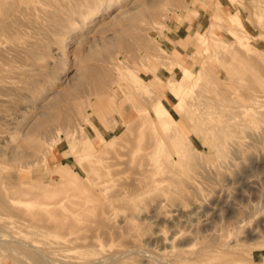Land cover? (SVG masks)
Here are the masks:
<instances>
[{
	"label": "rangeland",
	"instance_id": "1",
	"mask_svg": "<svg viewBox=\"0 0 264 264\" xmlns=\"http://www.w3.org/2000/svg\"><path fill=\"white\" fill-rule=\"evenodd\" d=\"M11 1L0 0V189L75 226L53 238L0 221V264L42 257L23 239L45 264H264V0ZM158 94L198 130L187 149L169 143L171 125L142 122ZM53 113L68 120L29 132ZM147 176L161 181L133 199ZM192 200L201 208L180 216Z\"/></svg>",
	"mask_w": 264,
	"mask_h": 264
},
{
	"label": "bare ground",
	"instance_id": "2",
	"mask_svg": "<svg viewBox=\"0 0 264 264\" xmlns=\"http://www.w3.org/2000/svg\"><path fill=\"white\" fill-rule=\"evenodd\" d=\"M16 1H25V0H12L11 2H16ZM51 1H55V2H57V0H51ZM50 1V2H51ZM62 2V1H61ZM53 3V2H52ZM63 5V4H62ZM64 5H65V3H64ZM63 5V6H64ZM260 6V5H259ZM1 12H4V9H5V6L3 5V6H1ZM13 9V8H12ZM61 10H63V9H61ZM28 13V12H27ZM30 14V13H29ZM33 14V13H32ZM55 15V14H54ZM50 16V15H49ZM49 18V17H48ZM51 19H53L52 17H51ZM57 23V22H56ZM59 24H61V25H63L64 24V21H60L59 20V22H58V25ZM6 26V25H5ZM4 26V27H5ZM15 27V26H14ZM17 30H18V28H17ZM12 31H13V29H12ZM8 32V31H7ZM14 32V31H13ZM35 36V35H34ZM33 36V37H34ZM36 38V37H35ZM35 42V41H37V40H32L31 41V43L32 42ZM42 42V41H41ZM31 43L29 44V45H31ZM37 43V42H36ZM39 43V42H38ZM44 44V43H43ZM18 45V44H17ZM38 45H40V44H38ZM34 46H35V44H34ZM33 46V47H34ZM40 46H42V45H40ZM21 48H23L22 47V45L20 46ZM43 47V46H42ZM41 47V48H42ZM36 48H37V44H36ZM40 48V47H39ZM1 49V48H0ZM25 49H26V47H25ZM27 49H28V47H27ZM248 49V48H247ZM20 50V49H19ZM32 50V49H31ZM228 50V49H227ZM28 51V50H27ZM229 51V50H228ZM40 52V51H39ZM38 53V52H37ZM194 53V52H193ZM230 53V52H229ZM0 54H3L4 55V53H0ZM27 54V53H26ZM35 54V53H34ZM2 56V55H1ZM199 56V55H198ZM239 56H241V55H239ZM5 57V56H4ZM30 57V56H29ZM233 57V56H232ZM32 60H35V59H33L32 58V56L30 57ZM236 58V57H235ZM239 58H241V57H239ZM244 59V58H243ZM0 60H2V59H0ZM197 60V59H196ZM236 60H237V58H236ZM241 60V59H240ZM3 61V60H2ZM32 63L34 62V61H31ZM3 63V62H2ZM243 63V62H242ZM226 64V63H225ZM233 64V63H232ZM248 64V63H247ZM256 64H260V63H256ZM261 65V64H260ZM261 66H263L264 67V65H261ZM233 67V66H232ZM231 67V68H232ZM242 68V67H244V66H239L238 65V67L237 68ZM251 68V67H250ZM245 69V68H244ZM238 70V69H237ZM242 70V69H241ZM235 71V70H234ZM244 71H246V70H244ZM1 72H2V70H1V68H0V81L2 80V74H1ZM237 72V71H236ZM239 72H240V70H239ZM189 74V73H188ZM238 74V73H237ZM240 74V73H239ZM190 75V74H189ZM188 75V76H189ZM244 75V74H243ZM241 76V75H240ZM239 76V77H240ZM188 78V77H187ZM189 79V78H188ZM206 80V79H205ZM186 81L188 82V80L186 79ZM202 81V80H201ZM203 82V81H202ZM186 83V82H185ZM102 84H103V81L102 80H100L99 82H98V86H102ZM208 85H210V84H208ZM207 86V85H206ZM168 87V86H167ZM212 87V86H211ZM209 88H210V86H209ZM189 89V88H188ZM207 89V88H206ZM214 89V88H213ZM213 89H212V91H213ZM75 90H80V86L79 85H77L76 86V88H75ZM69 91H65V92H62V93H60L58 96L60 97V99H52L50 102H49V104L52 106V107H55V106H57V104H58V102L60 101V100H65L66 99V95H68L69 93H68ZM213 93H216V92H213ZM63 95V96H62ZM161 95L160 94H158L157 95V98H156V105H152V107H154V113L153 114H151L150 112H149V110H146V112H144V119H143V123H145V120L147 119V115H148V117L152 120L153 119V121L155 122V123H157V125L159 126V127H161V126H164V125H171L172 126V129H166L165 130V132H164V135L167 137V139L169 140V143L172 145V147H174V148H176V150L177 149H181V150H185V149H187V147H188V143L189 142H195L194 140V137L196 136L197 137V135H198V130L193 126V125H190L189 126V130H190V132H186L178 123H177V121H176V116L178 115L177 114V111L176 110H174V109H172V108H170V107H165L163 104H162V102H161V97H160ZM169 97V96H168ZM150 102H152V101H150ZM170 103V102H169ZM179 105H178V107H179V109L181 110H184V108L180 105V103H178ZM70 106L71 107H76L77 105L74 103H71L70 104ZM156 106V107H155ZM181 110V111H182ZM246 111V110H245ZM244 111V112H245ZM241 113H243V112H241ZM161 114H163L164 116H162ZM247 114V113H246ZM243 116V115H242ZM179 117H181L182 119H184V115L183 114H180L179 115ZM235 118V117H234ZM62 121V122H66L67 120H68V118H67V116L65 115V114H63V115H60V114H57V113H53V114H49V115H47L43 120H41L40 122H37V123H33V125H31L30 127H29V132H32V131H37L38 133H41V132H43V133H46V132H44V131H46L45 129L47 128V123L48 122H53V121ZM249 120V119H248ZM147 122V121H146ZM256 122V121H255ZM258 122V121H257ZM143 123H140L139 125H141L142 126V124ZM188 124H190V123H188ZM253 126V125H252ZM255 126V125H254ZM114 129V128H113ZM162 129V128H161ZM256 129V128H255ZM123 131L121 130L118 134H115V137H118V136H120V135H122V134H125V132L124 133H122ZM0 136H3L2 134H0ZM162 136V135H161ZM101 137H105L104 136V134L103 135H101ZM146 138H147V136H146ZM165 140V139H164ZM145 142H147V139H146V141ZM130 144H133V143H131V141H130ZM145 144V143H144ZM143 144V146H145ZM169 146V145H168ZM36 148H40V146L39 145H37V147ZM106 147L105 146H103V148L101 149V150H103V149H105ZM128 149H130V148H128ZM200 150V149H199ZM45 151H47V148H44V149H42L41 151H39V152H42V153H44ZM104 151V150H103ZM33 152L32 151H26V152H24V153H20V152H18V151H12V154H8V157H7V159H8V161H16V160H19V159H21L22 157L24 158V160H25V158L26 157H28V156H30L31 154H32ZM122 153V152H121ZM128 153V152H127ZM128 155H130L129 153H128ZM43 157L42 158H44V154L42 155ZM47 156V155H46ZM130 157V156H129ZM35 160V159H34ZM127 162V161H126ZM2 167V166H1ZM1 168H0V173H1ZM9 174H11V172H9V171H7L6 172V174H5V177H8L9 176ZM147 178H149L148 180H143L141 183H139V184H136L133 188H131V190H130V193H129V195L133 198V199H139V198H143L144 196H145V192L147 191V190H150V189H152V188H155L156 186H157V183H159L160 181H161V178H155V177H148L147 176ZM1 183V182H0ZM130 184V183H129ZM134 184V183H133ZM125 188V187H124ZM16 189V188H15ZM43 191V190H42ZM128 191V190H127ZM193 194V193H192ZM42 198V197H41ZM44 198H46V197H44ZM22 200V197H21V195H20V193H13L12 195H9L8 197H5V193H3V190H1L0 189V213H2V212H7V217H0V221H2V222H4V223H7V224H9V223H13L14 221H19V222H22L23 224H25L26 226H28V227H30V228H33V229H35V230H38V231H40V232H42L44 235H47V236H52L53 238H56V236H62V235H64V233H65V231H67L66 233H72V232H74V226H75V224H73L72 222H65V221H63V220H57V221H53V220H49V219H47L44 215H43V213L42 212H38V211H40V210H37L36 209V214L35 213H32L30 210H29V208H28V210L26 211L25 209H23V208H17L16 206H13L12 205V202H14V201H16V202H19V201H21ZM169 200V199H168ZM190 205H191V207L192 208H184V207H178V208H176V211L178 212V214L180 215V216H187L189 213H192L193 211L194 212H196L198 209H200L201 208V204H199L198 202H196L195 200H192L191 202H190ZM175 210V209H174ZM53 212H54V210H53ZM56 214V213H55ZM26 215V216H25ZM188 217V216H187ZM21 218L22 219H24L23 221L21 220ZM186 218V217H185ZM175 219V218H174ZM65 233V234H66ZM171 237V236H170ZM159 241H160V238L158 239ZM157 240V241H158ZM162 240V239H161ZM162 242V241H161ZM22 243H24L25 245H28V246H31V247H33V249H35V250H38V252H41L43 255H42V257L38 254V253H30V254H28V255H30L32 258H29L30 259V261H32V262H34L35 264H38V263H40L41 262V258H43V256L44 255H46L45 254V251H44V249H41V248H39V247H37V246H33V243L31 242V241H28V240H26V239H23L22 240ZM164 244V243H163ZM172 247V246H171ZM194 255V254H193ZM48 257V256H47ZM111 258V257H110ZM182 258V257H181ZM190 258V257H189ZM191 258H192V256H191ZM54 259V258H53ZM114 259V258H113ZM161 259H163V258H161ZM178 260H177V264H187V259H179V258H177ZM109 260V259H108ZM150 260V259H149ZM227 260H228V258H227ZM117 261V260H116ZM155 261V260H154ZM165 261V260H164ZM195 261V260H194ZM69 262V261H68ZM96 262H98V260L96 261ZM96 262H95V260H94V262L93 263H95L96 264ZM100 262V261H99ZM112 262V261H111ZM153 262V261H152ZM204 262V261H203ZM41 263H43V261L41 262ZM40 263V264H41ZM46 262L44 261V263L43 264H45ZM102 263V262H101ZM100 263V264H101ZM160 263V262H159ZM162 263V262H161ZM160 263V264H161ZM192 263H193V261H192ZM198 263V262H197ZM226 263V262H225ZM76 264V263H75ZM82 264V263H81ZM92 264V263H91ZM109 264V263H108ZM204 264V263H203ZM219 264H222V262H219Z\"/></svg>",
	"mask_w": 264,
	"mask_h": 264
}]
</instances>
